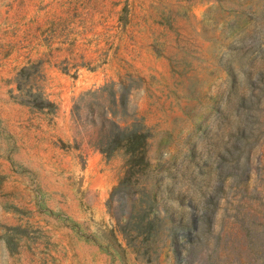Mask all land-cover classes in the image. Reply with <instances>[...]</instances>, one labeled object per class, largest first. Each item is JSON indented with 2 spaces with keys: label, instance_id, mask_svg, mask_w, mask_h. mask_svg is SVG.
Wrapping results in <instances>:
<instances>
[{
  "label": "rangeland",
  "instance_id": "rangeland-1",
  "mask_svg": "<svg viewBox=\"0 0 264 264\" xmlns=\"http://www.w3.org/2000/svg\"><path fill=\"white\" fill-rule=\"evenodd\" d=\"M0 264H264V0H0Z\"/></svg>",
  "mask_w": 264,
  "mask_h": 264
},
{
  "label": "trees",
  "instance_id": "trees-1",
  "mask_svg": "<svg viewBox=\"0 0 264 264\" xmlns=\"http://www.w3.org/2000/svg\"><path fill=\"white\" fill-rule=\"evenodd\" d=\"M138 163H145V164H146V162L144 161L143 158L139 159V160H138ZM135 165H137V163H136Z\"/></svg>",
  "mask_w": 264,
  "mask_h": 264
}]
</instances>
